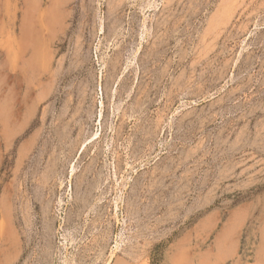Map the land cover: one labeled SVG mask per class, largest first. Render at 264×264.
Returning a JSON list of instances; mask_svg holds the SVG:
<instances>
[{"label":"rangeland","instance_id":"obj_1","mask_svg":"<svg viewBox=\"0 0 264 264\" xmlns=\"http://www.w3.org/2000/svg\"><path fill=\"white\" fill-rule=\"evenodd\" d=\"M0 264H264V0H0Z\"/></svg>","mask_w":264,"mask_h":264},{"label":"bare ground","instance_id":"obj_2","mask_svg":"<svg viewBox=\"0 0 264 264\" xmlns=\"http://www.w3.org/2000/svg\"><path fill=\"white\" fill-rule=\"evenodd\" d=\"M10 12H11V11H10ZM11 14H12V13H11ZM9 17H10V16H9ZM12 18H13V17H12ZM12 21H13V19H12ZM44 25H45V24H44ZM47 25H48V24H47ZM21 26H22V25H21ZM39 28H40V27H39ZM42 29H43V28H42ZM40 30H41V29H40ZM47 31H48V30H47ZM12 32H13V31H12ZM13 34H14V33H13ZM13 36H14V35H13ZM13 36H12V37H13ZM12 37H11V39H13ZM16 40H17V39H16ZM18 41H19V40H18ZM14 43H16V42H14ZM20 44H21V43H20ZM21 45H22V44H21ZM16 46H17V45H16ZM9 47H10V46H9ZM21 48H22V47H21ZM13 51H14V50H13ZM18 51H19V49H18ZM14 52L16 53V51H14ZM15 55H16V54H15ZM44 56H45V55H43V57H44ZM43 59H44V58H43ZM43 59L41 58L42 62L45 61V60L43 61ZM15 61H17V59H16ZM39 62H41V61H39ZM44 63H46V62H44ZM15 65H16V64H15ZM43 67H44V64H43ZM11 72H12V70H11ZM19 74H20V73H19ZM20 75H21V74H20ZM19 77H20V76H19ZM12 79H13V78H12ZM42 93H43V92H42ZM17 108H18V107H17ZM6 214H7V213H6ZM1 217H2V216H1ZM8 217H9V216H8ZM7 219H8V218H7Z\"/></svg>","mask_w":264,"mask_h":264}]
</instances>
